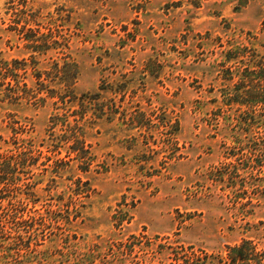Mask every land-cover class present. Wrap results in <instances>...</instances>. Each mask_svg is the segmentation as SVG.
I'll use <instances>...</instances> for the list:
<instances>
[{"label": "rangeland", "instance_id": "rangeland-1", "mask_svg": "<svg viewBox=\"0 0 264 264\" xmlns=\"http://www.w3.org/2000/svg\"><path fill=\"white\" fill-rule=\"evenodd\" d=\"M259 62L264 0H0V264H264Z\"/></svg>", "mask_w": 264, "mask_h": 264}, {"label": "trees", "instance_id": "trees-1", "mask_svg": "<svg viewBox=\"0 0 264 264\" xmlns=\"http://www.w3.org/2000/svg\"><path fill=\"white\" fill-rule=\"evenodd\" d=\"M25 37H26V39L29 38V36L27 34L25 35ZM251 50L252 49H249L247 46H243V50L241 49V47L237 51L231 49V50L227 51V53H226L227 61L235 60V67L237 69V72H240L241 68H242L241 63L246 61V59L248 58V57L246 58V56H248V53ZM241 56H244L245 58H242ZM22 62L26 63L27 60L26 59L25 60H16V61L13 62V65H14L13 72H16L18 69H26V64L23 67L22 66ZM259 63H260V64H258L259 69H257V70L255 69V70L259 74V78H261L260 80L264 81V63L263 62L262 63L259 62ZM56 68H59L58 64L56 65ZM247 69L249 71H251L249 68H247ZM229 70L231 71V69H229ZM248 70L243 71L244 75L246 77L249 75V74H247ZM62 76L64 78H67V76H68L67 71H65ZM41 91L43 92V90H41ZM98 94L99 93H96V94H94L95 96H91V97L93 99L97 98ZM88 97L89 96H87V95L82 97V104L83 105H84V100L86 101V99ZM91 97H89V99ZM247 104H249V103H247ZM252 105H254V104H252ZM247 106H250V105H247ZM84 134L85 133H83V135ZM75 140H76L75 141L76 144H79V143L83 144L82 146H80V149L79 148L78 149H76V148L74 149L75 151H77V155H79V152H78L79 150H81V149L85 150L84 149V144L86 143V140H85V138L81 140L80 137H76ZM262 141H263V143H258V144L256 143L257 146L255 147V148H257L260 145L261 147H259V148L262 151L261 158L259 159L260 163L258 165V169L260 170L259 171L260 173H262L264 171V139H262ZM67 158L72 159V154L68 153L67 154ZM49 159H52V157H49ZM64 161H66V163L69 162V160H67V159H65ZM12 165L13 164H10V163L6 164V163H1L0 162V193L4 190V187L8 184L10 177H12V180H13L12 183L14 185H18L17 179H19V178L16 177L15 171L12 170V169H15V167L12 166ZM2 198L3 197H0V199H2ZM28 206H29V204L26 203V206L23 209V211L28 209ZM31 210H32V208H31ZM24 214L25 213H23L21 216L14 215L13 220L11 222V223H13V225L11 226V230H8L5 227V225L0 223V233H4V232H7V231H10V233H12V234L14 233L15 236H17L18 238L23 239L24 235L21 232V229H22L21 227L25 226L24 228L27 229L26 232H29L28 233V239H30V242H31V239H33V237L35 235V231L37 229H39V228L41 229V227L37 226V221H35L36 220V216L30 215L28 218L25 219V218H23ZM44 220H46V219L42 218V221L40 222V225L44 226V224H47V222H45ZM15 228H18V229H15ZM42 232H44V231L42 230ZM247 242L250 243V241H244V243L242 245H236L234 247H230L233 252L229 253V258L230 259L227 261L229 264H242L241 260H243L245 257H243L244 253L242 252L241 249L244 247V244H246ZM30 245L31 244H29V246Z\"/></svg>", "mask_w": 264, "mask_h": 264}]
</instances>
